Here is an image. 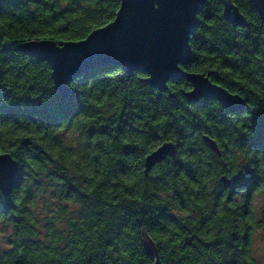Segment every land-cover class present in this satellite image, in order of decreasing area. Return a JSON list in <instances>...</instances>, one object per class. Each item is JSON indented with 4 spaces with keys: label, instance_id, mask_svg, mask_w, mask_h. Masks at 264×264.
<instances>
[{
    "label": "trees",
    "instance_id": "1",
    "mask_svg": "<svg viewBox=\"0 0 264 264\" xmlns=\"http://www.w3.org/2000/svg\"><path fill=\"white\" fill-rule=\"evenodd\" d=\"M120 1L0 0V152L19 162L11 194L0 193V221L14 225L0 264H152L143 233L159 264H257L251 252L264 212L256 222L239 178L264 189V146L243 130L264 111V20L251 0H231L244 25L226 19L221 0H203L192 58L180 65L238 93L242 110L190 100L184 78L160 90L142 79L146 73L117 65L73 79L71 104L49 103L60 99L50 65L18 45L83 39L114 19ZM258 126L264 130V120ZM66 129L75 144L64 140ZM164 141L173 142V155L146 173L145 156ZM40 173L58 183L54 196L79 206L65 226L45 219L42 240L31 192ZM68 209L60 206L59 215L69 217Z\"/></svg>",
    "mask_w": 264,
    "mask_h": 264
},
{
    "label": "water",
    "instance_id": "2",
    "mask_svg": "<svg viewBox=\"0 0 264 264\" xmlns=\"http://www.w3.org/2000/svg\"><path fill=\"white\" fill-rule=\"evenodd\" d=\"M203 0H200V3ZM223 14L231 23L244 25L246 19L231 0H221ZM253 3V0H251ZM196 0H121L113 23H106L90 31L80 40H68L57 43L53 39H32L21 42L18 49L46 61L51 67L54 88L59 97L63 96L69 83L81 74L98 67L108 65L122 66L127 72L142 71L152 87L163 90L170 78H184L191 84L186 96L198 102L200 99H216L223 108L233 113L245 107L243 98L238 93L228 91L222 85L213 82L208 75L201 72L186 71L180 65H186L192 58L189 37L197 19L186 24L185 13L188 6ZM153 3L161 5L160 11H152ZM264 20V7L260 0L253 3ZM79 41V43H75ZM53 51L64 52L59 60L50 55ZM231 104L226 107L222 101ZM232 109V110H229ZM212 149H216L214 139L205 136ZM175 146L171 141H164L144 158L145 172L168 155H173ZM0 160L11 161L15 167L11 185L0 189L2 196L11 194L19 171V162L8 151L0 152ZM220 181L228 184L225 175ZM143 235L145 252L154 257L152 264H159L155 242Z\"/></svg>",
    "mask_w": 264,
    "mask_h": 264
},
{
    "label": "rangeland",
    "instance_id": "3",
    "mask_svg": "<svg viewBox=\"0 0 264 264\" xmlns=\"http://www.w3.org/2000/svg\"><path fill=\"white\" fill-rule=\"evenodd\" d=\"M72 131L66 129L62 132L65 141H71L73 144L76 134H72ZM47 174H37L35 177V182L32 184L31 192L34 194L33 202L35 203V209L32 214L37 221V230L40 233V238L42 240L45 233V219L51 218L57 226H65V224L70 217H77L78 213V203L74 201H67L62 196L55 195L57 193L58 183L56 181L49 182L47 180ZM37 190V191H36ZM235 201L239 200V195L234 198ZM69 207L68 211L71 213L69 217H63L59 215L60 206ZM253 211L255 214L256 222L261 220L262 209L264 208V189L256 192L252 199ZM177 211L175 210V213ZM252 245L251 256L256 261L257 264H264V233L256 230ZM14 234V225L8 221H0V253L10 247L12 241V236Z\"/></svg>",
    "mask_w": 264,
    "mask_h": 264
},
{
    "label": "snow or ice",
    "instance_id": "4",
    "mask_svg": "<svg viewBox=\"0 0 264 264\" xmlns=\"http://www.w3.org/2000/svg\"><path fill=\"white\" fill-rule=\"evenodd\" d=\"M253 3H256V0H253ZM260 6L264 7V0H260ZM161 5L159 3H153L152 5V11L154 13H158L160 11ZM117 11H120L118 8ZM200 11V0H196V2L188 6V10L185 13V20L184 22L186 24H191L195 19H198L197 13ZM109 23H113V21H109ZM75 43H79V41H75ZM52 57L59 60L65 56L64 52H56L53 51L50 53ZM142 79H148L147 76L142 77ZM70 85L68 88L70 89ZM73 94L70 90L66 89L63 96L60 97L59 100H57L55 97L52 98V100L49 101V103L55 105L57 103H67L71 104L73 102ZM222 103L228 107L231 102L228 100L222 101ZM232 110V109H229ZM264 120V111L260 112H253L251 115V122L250 125L245 122L243 126V130L247 132L248 137L251 138L254 142H257L264 146V130H261L258 126L259 121ZM237 128H241V125H236ZM253 163H259V161L255 158H253ZM15 165L11 161L7 160H0V189H3L5 185H11L12 176H13V169ZM241 183V187H247V191L245 193L246 197L250 200L257 192L259 185L251 182L247 178H239ZM264 211V209H262Z\"/></svg>",
    "mask_w": 264,
    "mask_h": 264
},
{
    "label": "flooded vegetation",
    "instance_id": "5",
    "mask_svg": "<svg viewBox=\"0 0 264 264\" xmlns=\"http://www.w3.org/2000/svg\"><path fill=\"white\" fill-rule=\"evenodd\" d=\"M227 185H230V182L227 184ZM264 209V208H263ZM264 212V211H263Z\"/></svg>",
    "mask_w": 264,
    "mask_h": 264
}]
</instances>
